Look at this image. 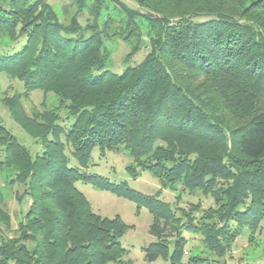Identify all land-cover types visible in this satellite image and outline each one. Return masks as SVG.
<instances>
[{
	"label": "trees",
	"instance_id": "obj_1",
	"mask_svg": "<svg viewBox=\"0 0 264 264\" xmlns=\"http://www.w3.org/2000/svg\"><path fill=\"white\" fill-rule=\"evenodd\" d=\"M127 1L159 31L141 62L117 72L104 67L98 10L83 34L85 0L67 24L46 0H0V39L7 38L0 48L20 43L0 53V72L58 101L30 115L18 95L4 101L41 148L32 155L0 122V170L22 185L17 199L30 198L16 227L0 203V264H124L128 225L95 212L76 181L149 211L154 239L142 248L149 262L176 264L185 253L182 235L161 239L160 220L172 217L162 189L179 199L227 181L212 213L219 223L188 225L218 256L231 222L264 220V0ZM122 6L130 18L141 14ZM121 147L159 189L146 194L85 172L94 149ZM125 170L135 177L131 165Z\"/></svg>",
	"mask_w": 264,
	"mask_h": 264
},
{
	"label": "rangeland",
	"instance_id": "obj_2",
	"mask_svg": "<svg viewBox=\"0 0 264 264\" xmlns=\"http://www.w3.org/2000/svg\"><path fill=\"white\" fill-rule=\"evenodd\" d=\"M46 1L52 6L63 24H67L79 8L77 0ZM119 1L85 0L81 7L82 12L77 18L82 28L87 29L88 19L93 20L92 12L99 11L97 23L103 34V50L106 54L104 67L117 72L141 62L150 52L151 43L159 31L157 24L142 16L144 11L142 12L139 6L122 0L133 11L141 13L134 14L135 16L130 18L122 6L123 2ZM89 33L91 30L83 31L84 36ZM0 40L4 44L7 38L3 37ZM9 46L15 49L20 46V43L2 46L0 53L9 50ZM13 95L19 96L22 107L28 115L32 114L33 110L42 109V102L47 107L53 108L58 105V101L52 93H44L40 89L26 92L17 76L0 72V122L33 155L40 150L41 145L10 117L4 102ZM60 114L64 116L65 113L61 110ZM68 123L70 120H66V125ZM0 159H2L1 154ZM127 165L135 168V177L128 175L125 170ZM85 172L102 175L113 183L126 181L131 188L146 194L153 193L160 188L157 178L152 173L133 166L132 158L122 147L117 151H106L104 154H100L97 148L94 149ZM8 174L9 171L0 170V203L10 213L12 226L16 227L30 203V198L27 196L21 200L16 198V191L20 192L23 187L16 182L7 183ZM216 181L212 191L202 189L203 193L200 191H192L189 194L185 192L179 199H176L174 192L168 188L162 189L160 197L169 203L172 217L166 221L160 220L161 239L170 240L178 235L184 237L185 253L180 262L176 264H264V220L242 224L231 222L228 237L224 240L227 245L226 251L219 256L210 249L201 233L194 231V228L192 230L188 228V225H196L203 221L205 223L215 222L216 225L219 223L215 221L218 219L212 216V213L217 205L225 200V197L221 195L223 189L221 187L226 185L227 181L223 179ZM75 185L86 196L95 212L106 217L118 214L128 225L121 237V244L125 249L124 264H171L161 257L151 262L144 259L142 248L154 239L149 233L151 214L146 208L142 207L137 210L134 202L81 181H76ZM177 187L178 193L180 187ZM218 199L219 202L215 205Z\"/></svg>",
	"mask_w": 264,
	"mask_h": 264
}]
</instances>
